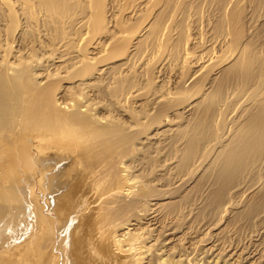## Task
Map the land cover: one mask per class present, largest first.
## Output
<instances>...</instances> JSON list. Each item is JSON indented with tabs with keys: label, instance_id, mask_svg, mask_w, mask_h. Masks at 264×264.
Here are the masks:
<instances>
[{
	"label": "bare ground",
	"instance_id": "obj_1",
	"mask_svg": "<svg viewBox=\"0 0 264 264\" xmlns=\"http://www.w3.org/2000/svg\"><path fill=\"white\" fill-rule=\"evenodd\" d=\"M63 1L38 0L44 10L36 12L34 24L25 15L32 0H0V8L21 11L20 24L37 27L45 23L46 12L57 10ZM243 15L238 12L227 22L234 27L228 40L214 35L207 44L205 37H193L189 45L200 49L196 52L189 51L186 40L188 49L182 47L175 70L177 90L158 97L154 91L146 116L134 107L119 110L125 103L111 95L110 107L128 114L125 120H119L122 112L113 118L98 110L102 101L97 98L105 94L108 87H103L113 81L115 71L95 69L94 57L76 55L79 59L70 63L64 58L68 53L56 55L66 46L64 40L58 39L62 45L56 47L53 39L54 46L39 41L44 53L40 58L21 63L35 50L28 45L23 49L24 44L23 51L15 52L11 46L12 58L19 61L15 63L8 57L9 40L8 46H0V68L5 69L0 76V237L5 229L13 230L15 240L29 236L24 245L31 247L33 264H264V24L259 28L248 23L245 32ZM68 21L59 23L64 27ZM37 33L38 40L50 35L44 27ZM109 36L121 38L114 39L115 47L110 44V52L132 48L125 34ZM56 59L60 65H54ZM65 63L77 73H67ZM60 69L66 77L58 76ZM143 70L140 66L135 74L143 76ZM75 77H81L79 84L59 91L63 79ZM75 87L79 91L71 93ZM134 91L129 96L138 100L140 88ZM27 124L35 129L29 131ZM208 129L209 137L204 135ZM63 150L72 155H63ZM64 161L73 164L63 180L61 171H55ZM47 191L65 193L52 203L55 208L45 201L34 212L32 198L37 200L40 193L45 197ZM19 223L25 228L20 230ZM244 228L250 234L241 233L247 236L242 239ZM20 241L0 243V254L16 249L23 255L26 247Z\"/></svg>",
	"mask_w": 264,
	"mask_h": 264
},
{
	"label": "rangeland",
	"instance_id": "obj_2",
	"mask_svg": "<svg viewBox=\"0 0 264 264\" xmlns=\"http://www.w3.org/2000/svg\"><path fill=\"white\" fill-rule=\"evenodd\" d=\"M32 2L34 4L27 7L25 15L28 16L29 20L32 21V23L34 24V22L36 21L34 18L36 12L39 11L40 8L43 9L44 6L40 2H39L40 4L36 3V2H38V0H32ZM257 2H256V0H251V1L250 0H97V1L96 0H64L63 1L64 5H62L63 3L61 2L59 5H57L58 7L56 6L57 10H56V8H54L56 10V12L58 13L59 12L58 10L60 8L59 6L62 5L60 8V11L62 14L60 12L58 14L56 13L57 17H55L54 9L51 10L52 12H50L48 10L46 12L47 18L45 20V23H43V25H42V23H38V24H36L37 27L34 25H30V27H29V25L27 24L26 28H24V26H22L20 24V23L23 24V22H24L22 16L18 15V14H21V11H17L15 9L11 8V12H12V16H11L9 6L4 5L5 7L1 6V8H0V12L3 11V13L0 14V16H2V17H0V19H2V20H0V22H1L0 23V28H1L0 29V41L2 40L0 42L1 43L0 46H2V48H5V46H8V42H9V46L10 47L13 46L15 48V52L17 51V49L23 51V49L26 48L27 45L32 47V49L35 50L34 53L31 52L30 54L29 53L26 54L25 57H23V58H26L27 55H28V57L26 59L22 58L20 60V63L22 62V60H24V62H25V61H27V59L33 58L35 55L36 56L34 57V59L40 58V56H42V54H44L42 49H40V50L38 49L39 48L38 45H40V42L41 43L43 42L42 44L44 46L45 45L51 46V44H52L51 42L53 41V39L55 40V41H53V44L56 47L58 45L60 47L62 44L66 45L65 47L61 46L60 50L58 51L60 53L56 54V55L59 56L60 54L68 53L66 55V57H64L65 60L71 61V62L66 61V62H68V64H69V62L72 63L75 59L76 60L79 59V58L75 57L76 55L80 56V58H81V56L85 55L84 58L87 57V59L94 57L96 59V60L93 59L94 62L96 63L95 64L93 62L95 65V69L99 68L101 70H104V69L109 67L108 70L110 71V73H111V71L112 72L115 71V74L112 73L114 75L110 74V75H112V77L114 76V79H113L114 82L111 81L112 83L111 82L107 83V84L105 83L106 85H104L105 87H103V88L108 87L105 89V94H103L104 92L100 93V95H99V93L97 94L100 96L99 98H97V101H100V103L102 101V103L99 104L100 108H98V110L101 111V113H103L102 115L111 114V116L114 118V116L117 117L119 113H121L123 110H125V108L127 109L129 107L130 108L134 107L133 109L134 110H140V114H143V117H144V116H146L145 114L151 110L150 108H151L152 104L148 100L154 91L155 92L158 91L157 93L159 95L156 93L157 94L156 96L158 97L161 94H163V91L168 92V91L174 90L172 92H175V88L177 90V87L175 86L176 85L175 80L177 77L175 70L180 65L181 59H179V58H181V54L184 51V49H182V47L183 48L186 47V42H187L186 40L189 39V42L187 45V47L189 48V51L192 50V51L196 52V51H199L200 49L192 48V46L189 45L191 43V40L193 37H197V38L198 37H205L204 39L207 40V44H211L212 41H209V40H213V37H215L214 35H216L217 37L218 36H225V37L227 36L226 37L227 40L230 39L232 37L234 27H232V25H230L227 22H230L231 16L238 14V12H240V13L242 12L243 14H245V16L247 15L246 16L247 22H246L245 27L247 26L248 30H250L249 29L250 23L252 25H255V26H258L259 28H261L260 26L264 24V7H262V6H264V4H263L264 2L262 3V1H261L260 2L261 4H259V2L258 3ZM101 5H103V7ZM96 6L98 8H100V6H101L102 8H100V9H102L104 12L99 11V9ZM3 8H4V10H3ZM97 10L100 13L103 12L105 19H104L102 13H101V15L99 14V12L97 13ZM15 12H17V13H15ZM233 12L235 14H233ZM5 13H6V15H5ZM65 13H66V15H65ZM4 16H8L7 19H6V17L3 18ZM49 16L52 18H49ZM53 16H54V18H53ZM245 16H244V18H245ZM72 17H74V18L72 19ZM83 17H84V19H83ZM227 17H229V19ZM56 18L58 19V21H56L57 20ZM60 18L62 20L65 18H69L70 21H68L69 23L63 27V24H60L62 21V20H60ZM76 18H78V19H76ZM81 18L83 21L81 20ZM93 18H94V20H93ZM33 19H34V21H33ZM99 19L100 20L102 19V20L99 22ZM22 20H23V22H22ZM95 20H98V22ZM59 21H60V23H59ZM80 21H81V24H80ZM84 21L86 24H83ZM91 21L93 22V24ZM5 22H6V24H5ZM50 22H51V24H50ZM77 23H79V24H77ZM95 23H97V24H95ZM101 23H103V25ZM1 24H3V25H1ZM91 24L94 26H92ZM98 24H100L102 26V28H100L101 26ZM59 25H61V27ZM83 25H85V26H83ZM98 26L100 29H98L99 32L96 33L98 30L96 29L97 31L95 32L94 28L95 27L98 28ZM7 27H9V28H7ZM40 27L46 28L47 32L50 34L49 36H47L48 38L41 34L42 37H40V40H38L39 38L37 37V35L39 33H37V30H39ZM69 27H70V29H69ZM90 27H91V29H90ZM106 27H108V28H106ZM247 27H246V29L244 28L245 32L247 30ZM134 28L136 30V34H135ZM158 28H159V30H158ZM169 28H171V29L168 30ZM21 29H23V30H21ZM49 29H51V30L49 31ZM120 29H122V32ZM166 29H167V31H166ZM205 29H207L208 31ZM90 30H92V31L90 32ZM209 31H210V34H209ZM9 32H11V34ZM21 32L25 35L21 34ZM108 32H111V33H108ZM131 32H132V34H131ZM201 32H203V33L205 32L207 35L202 33L200 36V34H197V33H201ZM229 32H231V33H229ZM123 33L126 36L124 38L128 39V43L132 40L135 45L131 41V43H129V44L131 45L132 48L130 47L131 49H129L125 53L123 51L122 52L120 51L122 54L120 52L115 51V50L114 51L117 52L118 54H116L114 51H113L114 53L110 52V50L111 51L113 50V49H110L111 48L110 44H112L113 47H115L114 45H117L118 43L116 44L114 39H117V41L119 42V40L121 38L119 37V38L110 39V38H106V35H108V37H110L109 34H111L112 36L114 34H116V36H117V35H121V34L124 35ZM19 34H21V35H19ZM211 34H213V36ZM6 37H7V40H6ZM18 37L20 38V40L18 39ZM65 38H67L69 40H67ZM99 38H100V40L101 39L102 40L98 44ZM23 39H24V42H23ZM58 39H60V40H58ZM61 39L64 40L65 44L63 43V41H62V44L60 43ZM21 40H22V42H21ZM57 40L60 41L59 44H58ZM65 40H66V42H69V43H66ZM25 41H28L27 42L28 44ZM112 41H114V42H112ZM29 43H30V45H29ZM24 44H25V46H23ZM129 44H128V46H129ZM109 45H110V47H109ZM132 45L135 46L136 49ZM13 47L9 48V49H12V50H10L12 53L10 52L11 54H9V52H8V57H9V60L11 62L14 61L15 63H18L19 61L16 57L15 58L17 60H15V58L14 59L12 58V56L15 55V52L13 51L14 50ZM223 47H224V49H221V52L224 50L223 52L226 55V53H228V52H227V49H225V48H227V47L226 46H223ZM72 49H74V50H72ZM83 49L86 52L83 51ZM107 51H108V54L110 53L111 55L108 56ZM119 53H120V55H119ZM112 54L113 55L116 54L118 56L116 58H113V57H111ZM73 57H75V58L73 59ZM129 58H132V59L130 60ZM163 59H167V61H168L167 65H165V62H163ZM93 60H91V61H93ZM54 62H56L54 65H60V63H61L58 61V59L54 60ZM125 62H128V63H125ZM68 64H66L65 67L63 66V68H65L64 70L67 69V73L71 72L69 74H72L74 72L77 73V70L73 71V70H75L73 68H72L73 72L71 71V69H68V66L70 65V64L69 65ZM125 64L126 65L128 64L127 65L128 67ZM54 65L51 67L52 70L54 68ZM132 65L136 66V67H135L134 71H131L132 72V75H131V72L127 73V69L131 68ZM164 65H165V67H164ZM140 66L141 67L143 66V68H144L143 76H140L138 73H137L138 75L135 74L136 70H138V68ZM113 68L114 69L116 68V69L114 70ZM0 69H1L0 70V76H1L5 69H3V67ZM62 69H60V71H59L60 73H62V75H60V73H59L58 76L62 77L64 75L63 77H66V73H65L66 71L61 72ZM107 75H109V74H107ZM118 77H119V79H118ZM75 78H73V80L63 79V81L60 83L62 88L59 86L60 87L59 91H62L63 88H65L64 89V92H65V90L67 88H69L68 86L71 87L73 84H75V85L79 84L81 81V77H77L76 79ZM79 78H80V80H79ZM116 78H117V80H115ZM125 78L129 81H127ZM43 81H45V80H43ZM77 88L76 87H75V89L73 88L71 93H73L75 91H79L80 87L78 88V90H77ZM135 88L136 89L140 88V91L142 93L140 95L141 97L140 96H139V98L137 97L138 100L136 98L130 97L132 95L131 94L132 91H134V90L136 91ZM126 90H128L130 93ZM143 91H144V93H143ZM64 92H62L60 95L64 96V94H63ZM127 95L128 96L130 95L129 96L130 99L128 98V100L124 101L125 100L124 98ZM66 96L67 95H65L63 97V99H61V101L62 100L65 101L67 98ZM156 96H154V97H156ZM111 97L114 100H119V102H121L123 104L125 103V105H123V106L120 105L119 110H122V108H123L122 111H118V110L114 109L113 107L112 108L110 107V105H111L110 102L113 101V100H111ZM132 102H133V104H132ZM135 102H137V104H138L137 106H139V107H137V108L135 107V105H134ZM106 104H107V107H106ZM102 108H103V110H101ZM141 109H142V111H141ZM105 110H106V112H108L107 114H106ZM110 111H111V113H110ZM170 113H172V112H169L168 115H171ZM126 115H128V114H126ZM126 115L123 114V112H122V115L118 116L119 120L127 119ZM141 118H142V116H141ZM141 121H143V120H141ZM124 122H126V121H124ZM150 123H151V120H150ZM43 125H45V126H43ZM43 125H42V129H43V133H45V132H47L48 128L46 127V124H43ZM27 126H28L27 129L29 128V131H30V128L33 129V127L30 124L29 125L27 124ZM43 127H45V128H43ZM208 130L209 131H207L206 134L204 133V135L209 137L212 132L210 129H208ZM39 132L41 134H43L42 130H39ZM67 151L68 150H63L62 151L63 155L66 156V155L71 154L69 151H68L69 153H67ZM70 162H72V161H66V162L64 161V163L63 162L59 163V167L57 166V170L55 171L57 173H59L61 171L60 175L62 173L61 178L63 180L66 179L70 174V168H69L70 166L68 167V165L73 164ZM67 168H68V170H67ZM58 170H60V171H58ZM63 173L65 176L63 175ZM64 193H65V191H64ZM64 193H61V191L59 193H51V192L47 191V193H45L46 195H44L45 197H42L43 195L40 193V195L38 196V199H37L38 201L37 200L34 201V198H32L33 202H31L30 208L33 206L31 209L32 210L34 209L35 211H37L36 209L39 207V205L42 206L43 205L42 203H45V201L48 203V206L49 207L51 206L50 208H52V206L54 207V204L56 205V203L60 200V197ZM51 195H52V197H51ZM46 196H47V198H46ZM54 196H57V197L54 198ZM52 203H54V204H52ZM10 204H11V206L13 205L12 202L9 203V205ZM32 204H34V205H32ZM40 221L41 220L39 219L38 223ZM19 224H21V225H19V229L25 228L24 224H22V223H19ZM39 224H43V223L40 222ZM5 230L2 233L3 235H1L3 237H0V241H2L0 243L2 245H4V244L5 245L10 244L11 245L12 243H17L20 240H21L20 242L23 243L25 238H26L25 242L28 240L27 242L29 244V236L27 237V235H26V237H25V235L23 234L24 236L22 235L20 240H15V238H13V236L11 234V231H13V230L12 229H10V230L5 229ZM69 231H70V229L68 230V232ZM5 232L7 235L4 234ZM8 233H9V235H8ZM241 233H242V235H241ZM249 234L250 233L247 230V228L246 229L244 228V229L240 230L239 237H240V235L243 237V235L248 236ZM62 235H64V232H62ZM6 236L8 239L10 237V239L9 240L5 239ZM242 237H240V238H242ZM240 238H238V239H240ZM245 238H242V239H245ZM9 241H11V242L13 241V242L11 243ZM25 242L23 243V245L25 244ZM28 244H27V246L24 245V247H26V249H25V253L23 255L21 253H18V251L16 249H14V251H10L9 253H6V254H0V264H21V262H22V264H33V255L31 252V247ZM13 245L11 247H13ZM28 246H29V248H27ZM31 257H32V259H31Z\"/></svg>",
	"mask_w": 264,
	"mask_h": 264
}]
</instances>
